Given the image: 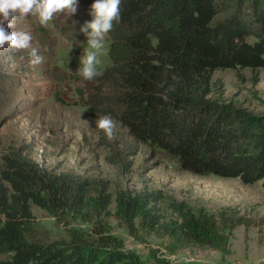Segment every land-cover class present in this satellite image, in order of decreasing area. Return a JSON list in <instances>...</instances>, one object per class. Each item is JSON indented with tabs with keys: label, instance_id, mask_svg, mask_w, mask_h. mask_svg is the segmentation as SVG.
Returning a JSON list of instances; mask_svg holds the SVG:
<instances>
[{
	"label": "trees",
	"instance_id": "1",
	"mask_svg": "<svg viewBox=\"0 0 264 264\" xmlns=\"http://www.w3.org/2000/svg\"><path fill=\"white\" fill-rule=\"evenodd\" d=\"M93 3L87 2L86 22ZM120 7L121 20L107 36L113 64L101 75L108 113L136 141L175 157L182 170L247 185L264 180V114L212 97L218 69H250L253 83L260 81L264 0H121ZM227 10L231 14L215 22ZM33 205L51 216L98 223L96 239L72 229L69 240H28ZM111 216L131 234L167 238L171 253L225 251L236 227L254 225L230 206L209 212L149 187L113 195L107 181L3 156L0 252L9 256L0 264H146L107 233L103 220ZM158 264L174 263L158 259Z\"/></svg>",
	"mask_w": 264,
	"mask_h": 264
},
{
	"label": "rangeland",
	"instance_id": "2",
	"mask_svg": "<svg viewBox=\"0 0 264 264\" xmlns=\"http://www.w3.org/2000/svg\"><path fill=\"white\" fill-rule=\"evenodd\" d=\"M78 2L76 14H58L47 26L35 16L16 22V30L32 36L31 48L38 50L43 63L30 66L31 48L0 54V167L5 154L20 155L48 170L107 181L113 195L120 189L149 187L209 212L230 206L251 217L254 225L236 227L225 251L171 253L167 238L145 231L131 234L113 216L106 217L103 224L109 235L123 240L126 251L136 253L146 264H158V259L174 264H264V180L247 185L238 178L194 174L182 170L178 160L163 149L136 141L128 128L108 113L104 98L108 90L101 76L87 81L78 71L79 57L87 48V37L80 29L86 23L88 0ZM231 12L219 14L215 22ZM109 47L106 37L99 53L101 72L113 64ZM254 74L250 69L216 70L212 97L264 114V68L258 70L257 84L253 83ZM103 116L117 122L113 141L96 127V120ZM115 207L113 203L112 211ZM32 210L33 231L26 233L30 241L69 240L72 229L89 240L96 239V222L74 215L51 216L35 205ZM8 256L0 252V259Z\"/></svg>",
	"mask_w": 264,
	"mask_h": 264
},
{
	"label": "clouds",
	"instance_id": "3",
	"mask_svg": "<svg viewBox=\"0 0 264 264\" xmlns=\"http://www.w3.org/2000/svg\"><path fill=\"white\" fill-rule=\"evenodd\" d=\"M120 5L121 0H94L90 9L92 20L80 29L87 37V48L83 49V54L79 57L78 71L87 81L103 74L98 70L99 53L105 47L106 37L121 20ZM78 7V0H0V54L9 50L15 52L31 48L30 33L15 29L19 19L35 16L41 25L47 26L58 14L72 17L77 13ZM9 28L14 30L8 31ZM29 56L31 67L43 63V57L37 49L31 48ZM69 59L68 56V61ZM96 127L103 131L109 141L115 139L117 122L110 116L98 118Z\"/></svg>",
	"mask_w": 264,
	"mask_h": 264
}]
</instances>
